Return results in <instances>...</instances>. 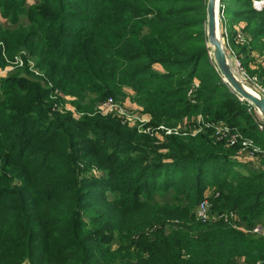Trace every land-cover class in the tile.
Instances as JSON below:
<instances>
[{"label":"trees","instance_id":"16d2710c","mask_svg":"<svg viewBox=\"0 0 264 264\" xmlns=\"http://www.w3.org/2000/svg\"><path fill=\"white\" fill-rule=\"evenodd\" d=\"M206 2L0 0V264H264V131L212 62ZM242 2L221 33L264 89V5ZM124 98L141 128L101 111Z\"/></svg>","mask_w":264,"mask_h":264},{"label":"water","instance_id":"95a60500","mask_svg":"<svg viewBox=\"0 0 264 264\" xmlns=\"http://www.w3.org/2000/svg\"><path fill=\"white\" fill-rule=\"evenodd\" d=\"M221 0L206 2V41L210 49L212 62L222 81L241 100L245 101L264 125V95L253 87L248 86L230 65L222 41L220 23Z\"/></svg>","mask_w":264,"mask_h":264},{"label":"built area","instance_id":"2783aa9c","mask_svg":"<svg viewBox=\"0 0 264 264\" xmlns=\"http://www.w3.org/2000/svg\"><path fill=\"white\" fill-rule=\"evenodd\" d=\"M220 23L222 22V20H224V16H223V13L221 12L220 13ZM222 41H223V45H224V48H225V52L227 54V56H229L231 58L230 61V65L234 71V73L236 75H241V76H244V78L246 77V73L244 72V69L239 61V58L236 56L235 52L233 51V49L230 47L229 45V42H228V38H227V35H226V31L224 30L223 31V34H222ZM245 41V37H244V34L242 32V29L241 27L238 28V30L236 31V37H235V43L237 44H242L244 43ZM15 64L21 66L22 62L21 61H16ZM11 66H9L7 68V70H11ZM196 86L198 85V83L195 84ZM101 108V111L104 112V113H111V112H118L120 113L121 115H123L125 118L129 119L128 116L124 115V112L120 111L119 108H117V106L115 105V103L109 99L108 101H106L104 104H102L100 106ZM135 119V117H134ZM140 119V117L138 118V120ZM146 122V120H144ZM197 128L198 130L197 131H200L202 128L206 127V128H211L213 129L217 135L219 134H223L225 132H229V130L231 129L229 126L223 124V123H214V122H208L206 121L205 119L201 118V117H198L197 118ZM261 123V121H260ZM261 127L264 128V125L261 123ZM260 128V126H259ZM165 132V134H171V133H176L177 130H167V129H164L162 128ZM260 130H263L260 128ZM264 131V130H263ZM238 137V135H234L232 140L230 141V144L232 145L234 143V140ZM243 147L245 148H251V155L253 156H250L251 158H254L255 155L254 154H259V150L255 149L252 147L251 145V142H249L248 140H246L245 142L242 143ZM242 154H239L237 155V157H241ZM262 156V155H261ZM264 156V154H263ZM196 216L197 218L202 221V222H205L209 219L210 217V213H209V205H208V202L207 200H203L202 202H200L196 208ZM219 219H222L224 222H234V221H237V217L232 214V213H224V214H220L218 216ZM254 233H263V229L261 227H256L254 228L253 230Z\"/></svg>","mask_w":264,"mask_h":264},{"label":"rangeland","instance_id":"374dc122","mask_svg":"<svg viewBox=\"0 0 264 264\" xmlns=\"http://www.w3.org/2000/svg\"><path fill=\"white\" fill-rule=\"evenodd\" d=\"M28 1H30V0H28ZM246 4H249V5H251L252 7L254 6L255 8H259L260 7V5H264V0H250V3L248 2V3H245V2H242V4H241V6L242 7H244ZM223 7V6H222ZM223 13V12H222ZM227 19H228V16H227ZM235 25H237V26H239L240 27V25H242V23H238V24H235ZM237 44V43H236ZM231 48L233 49V51L235 52V50H234V48L231 46ZM236 53V52H235ZM211 55V54H210ZM253 55H255V61H256V65L255 64H251L250 65V67H251V70H253V69H255L256 67H258L257 65H260V64H264V59L263 58H261L259 55H257V53H255V54H253ZM228 59L229 60H231V58L228 56ZM7 71H10V70H7ZM245 72V71H244ZM246 75V77L244 78V76H241V75H238L248 86H250V87H253V88H255L256 90H258L259 92H261L263 95H264V89H262L260 86H258V84H257V80H258V78H257V76H255V77H251L248 73L247 74H245ZM197 82L196 81H194L193 82V87H195ZM193 91V90H192ZM192 91L189 93V94H192ZM115 103V102H114ZM118 103H120V104H118ZM118 103H115V105L117 106V108H119V110L120 111H122V112H124V115H126V116H128L129 117V119H127V118H125L126 120H128V121H133V122H136V123H138L139 125H138V127L139 128H141L144 124H145V121L144 120H147L148 119V117H146V116H143L142 115V117H140L139 115H138V113L137 112H133L132 110H131V105H130V102H129V99H125L124 98V100H120ZM134 117H135V119H134ZM140 117V119L138 120V118ZM224 124V123H223ZM226 125V124H225ZM228 126V125H227ZM230 127V126H229ZM174 128H176V129H168V130H177V131H180V130H184V129H186V123H185V121L184 122H180V124L178 125V126H175ZM260 128L261 129H263L264 130V128L263 127H261L260 126ZM160 129H162V127H160ZM262 130V131H263ZM256 156V155H255ZM264 156L262 155V157H259V158H262L263 160H264V158H263ZM211 188H207V190L205 191V194H204V197H203V199L202 200H207V202H208V197L211 195ZM202 202V201H201ZM208 205H209V203H208ZM210 209H211V206L209 205V213L211 214V212H210ZM238 219V218H237ZM263 227L262 225H255L253 228H252V230H251V232L254 234V235H262V233H254L253 232V230H254V228H256V227ZM263 233H264V231H263Z\"/></svg>","mask_w":264,"mask_h":264},{"label":"crops","instance_id":"0c3cea01","mask_svg":"<svg viewBox=\"0 0 264 264\" xmlns=\"http://www.w3.org/2000/svg\"><path fill=\"white\" fill-rule=\"evenodd\" d=\"M239 26L233 25V30L237 31ZM236 159L242 163H251L255 167H259L261 165V161L257 158H251L247 156H241V157H236Z\"/></svg>","mask_w":264,"mask_h":264}]
</instances>
